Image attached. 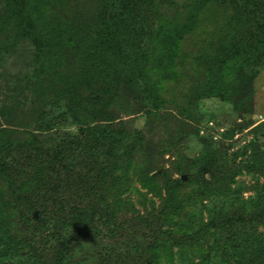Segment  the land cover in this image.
<instances>
[{"label": "trees", "instance_id": "1", "mask_svg": "<svg viewBox=\"0 0 264 264\" xmlns=\"http://www.w3.org/2000/svg\"><path fill=\"white\" fill-rule=\"evenodd\" d=\"M93 1L102 0H84L91 3V13L93 9L96 12V15L91 14L93 18L87 21L84 19L87 15L79 7L73 12L65 13L68 4L64 5V0H0V26L2 29L12 27L13 31L10 46L18 45V40H26L33 48L35 65L39 64V59L48 61L50 58L51 62L55 61L54 52L68 53L69 56H75V60L79 62L80 74L78 84L74 82L72 85L75 88L74 93H69L68 89L62 91L68 104L67 109L59 111L57 124L50 121L51 115L45 111H42L41 119L38 120L30 119L28 114L9 116L6 110H1V116L7 115L16 121V124L14 121L7 122L12 126L0 131V175L15 198L19 195L18 189L21 186H16L19 180L17 181L14 175V169L19 165L30 166L34 175L36 174L33 178V193L48 190L49 194H52V185L48 182L46 184L42 178V170L49 167L50 160L57 157L62 171L69 173L72 179L76 180L80 175L85 180L84 183L94 181L96 187H100L98 183L109 177L113 183L118 184L117 177L112 176L119 169L122 159L129 161L130 153L135 151V145H139L138 139L142 141L143 138L137 133L139 131H136L135 145L125 144L131 136L122 129H116L113 124L115 118L99 119L104 114V105L112 104L116 98L128 101H137L140 98V101L136 102L137 105L146 107L149 104L145 111L146 116L153 119L161 113V84L163 81L174 79V68L177 58L180 57L182 38L203 27L202 23L200 24L203 17L210 22L212 28L206 47H210L214 56L207 62L208 82L199 103L205 99H216L244 112L251 110L253 81L259 70L264 67V0H183L185 19L181 22L174 20L173 24L165 27L160 23L159 11L164 5L162 0H114L111 6L104 8L95 6ZM58 10L61 16L56 19L50 13ZM142 10L157 15L158 18L153 39L159 43L161 54L156 57L151 70L146 69L148 52L142 48L132 49L126 44L128 40L137 38L140 33L138 22ZM201 56L198 55L196 60ZM120 57L123 58V65L116 62ZM155 74L157 76H153ZM40 76L41 70L34 69L31 75L34 83L38 82ZM78 85L90 93V97L85 100L92 111H86V116L90 119L91 115H96L93 116L96 120L92 122H84L79 114H73L70 109L77 96ZM18 91L17 95L27 102L29 86L23 82ZM10 97L6 96L7 99ZM57 99L60 100L56 98L53 103L58 107ZM40 101H43L42 97L35 100L38 103ZM45 105L49 106L50 103ZM69 113H72L71 116ZM47 116L49 121L45 120ZM31 120H35L37 126L30 131H22V125ZM73 126L75 127L72 128ZM196 127L190 130L187 136H198L200 128ZM233 135V129L222 134V139L217 141V149L212 146L211 138L210 144L202 141V149L194 156L192 163L188 168L179 164V171L187 173L191 169L196 170L195 173L202 175L203 182L210 181V178L206 180L205 177L213 174L214 161L218 162L221 153L228 151L224 148V143ZM262 135L263 129L258 137ZM181 140L171 143L178 147L183 142ZM241 154L247 157L246 162H250V165L238 166L234 159L230 162L222 160L226 165L224 173L222 172V181H226V184L223 183L224 188L218 189L211 181L204 184L205 186H196L191 194L201 205L192 212L191 222L195 223V217L203 213H206L210 220L205 222L202 217L199 218L202 229L186 241L199 240L207 235L212 240V244H209L211 247L206 251L207 256L204 255L197 264H264V232L258 230L259 226L264 228V185H259L256 181L248 187L254 194L247 199L242 195V190L247 188H232L234 177L244 169L250 172L259 167L257 171L264 173V151L256 140H252L243 148ZM216 156H219L217 160ZM104 159L109 162L108 165ZM100 160H103L102 164L98 163ZM79 168L81 169L77 172ZM83 170L85 174L81 173ZM255 175L258 174H254V178ZM153 178H146L147 186L148 180L154 182ZM171 179L167 175L164 177L165 199L173 211L181 213L183 206H180L175 191L184 180L182 176L176 182L170 181ZM22 183L30 185L32 182ZM56 187L60 189L58 184ZM95 188H86L84 192L90 200L101 196ZM223 189L224 191H220ZM53 191L56 192L54 187ZM5 201L0 194V264H139L143 261L155 264L158 259V253L155 251L151 252L149 259L144 260L134 252L126 251L123 246L116 245L113 249L107 244H92L83 250L77 249L75 253L68 254L73 240L83 236L85 231L100 232L98 224L104 223L102 225L107 233L112 231L107 227L109 214L114 215L106 210V206L102 207L103 210H100L98 205L94 209L89 207L88 213L80 210L82 220L89 221V217L92 229L83 230L80 224L59 221L55 216L48 220L41 213L40 221H36L35 214L30 215L29 219V216L21 219L19 224L23 227V232L19 231L20 235L10 236L9 229H6L1 221L2 209L9 206ZM91 202L96 204L95 201ZM157 233H160L159 227ZM153 234L155 235V231ZM61 238H65V243L59 249H48L47 246H51L55 239ZM160 238L158 234L155 240L160 242Z\"/></svg>", "mask_w": 264, "mask_h": 264}, {"label": "rangeland", "instance_id": "2", "mask_svg": "<svg viewBox=\"0 0 264 264\" xmlns=\"http://www.w3.org/2000/svg\"><path fill=\"white\" fill-rule=\"evenodd\" d=\"M113 1L102 0L93 1V3H96L97 7L104 8L111 6ZM162 1L164 5L159 14L163 27L173 24L174 20L181 22L185 19L183 0ZM66 4L68 5L65 13L73 12L79 7L87 15V18H84L87 21L93 18L91 14L96 15L95 9L91 13L90 2L64 0V5ZM50 14L56 19L61 16L60 10ZM139 18L140 33L137 38L128 40L126 44L132 49L142 48L148 52L146 69L151 70L156 57L158 58V54H161L159 43L153 39L157 31L158 18L157 15H152L146 10L140 12ZM200 24L203 27L182 38L180 57L177 58V65L174 68V79L163 81L161 84V113H158L153 119L146 116L145 111L149 108V104L146 107L137 105L136 102H139L140 98L137 101L116 98L112 104L104 105V114L99 119L115 118L113 124L116 129H122L131 136L125 141V144L135 145L134 132L136 131H139L137 133L143 138L142 141L138 139L139 145H135V151L130 153L129 161L122 159L119 169L112 176L117 177L118 184L113 183L109 177L98 183L100 187H96L94 181H90L89 184L88 182L84 183L85 180L80 175L76 180L72 179L71 175L62 171L61 166L58 165V157L55 160H50V166L42 170L44 172L42 178L46 184L48 182L52 185L50 187L52 194H49L48 190H44L43 193H33L35 187L33 178L36 177V174L34 175L30 166L19 165L14 169L16 171H14V175L17 181L19 180L16 186L21 184L18 189L20 193L16 198L12 196L10 187L4 183V179L0 175V194H2L3 200L9 204L7 208L2 209L1 221L6 229H9L10 236L20 235L23 232V227L21 228L19 222L28 216L29 219L32 214H35L36 221H40L39 218L42 216L48 220L55 216L59 221L76 222L83 230L92 229L89 217V221L82 220L80 210H85L88 213L89 207L94 209L98 205L100 210L106 206V210L113 213L114 216L109 214L110 219L107 227L112 231L107 233L102 225L104 223L98 224L100 232L89 230L87 233L85 231L83 236L73 240L68 254L75 253L77 249L83 250L92 244H107L113 249L116 245L123 246L126 251L134 252L144 260L149 259L150 254L155 251L158 253L155 264H197L204 255L207 256L206 251L211 247L209 244H212L209 235L199 240L186 241L188 237L194 236L199 229H202L203 226L201 227L199 218L202 217L205 222L210 220L209 216L203 213L201 216L195 217V223L191 222L192 212L197 209L196 207L201 206L199 202H196V197L191 194L196 186L209 184L211 181L218 189L225 187L223 183L226 184V181H222L226 167L222 163L223 159L227 162L234 159L238 166L240 164L250 165V162H246L247 157L241 153L252 140H256L264 151V135L258 137L262 129L264 130V67L259 70L258 76L253 81L254 92L251 97V110L244 112L238 107L229 106L216 99H205L199 103L200 96H204L203 90L208 82L209 65L207 62L210 57L214 56L210 47L209 50L206 47L212 31L210 22L203 17ZM12 39V27L2 29L0 26V131L12 126L7 122L14 121L16 124V121L7 115L1 116V110H6L9 116L19 117L28 114L30 119L38 118V120L41 119L42 111H45L46 114L51 115V120H49L57 124L59 120L56 117L59 116V111L67 109L68 104L62 91L65 92L68 89L69 93H74L75 88L72 85L74 82L76 84L79 82V62L75 60V56H69L68 53L54 52L56 59L53 57L55 59L52 61L53 63L50 58L48 61L39 59V64L35 65L33 48L28 42L18 40V45L10 46ZM138 54L141 55V53ZM109 55L116 58L112 54ZM198 55L203 57L196 60ZM120 58L116 59V62L123 65V58ZM36 68L38 71L41 70V76L38 82L34 83L31 75ZM23 82L29 86L26 97L32 100H28V103L24 102L22 96L17 95L18 88ZM77 89L79 92L76 90L77 96L70 106L71 111L73 114H79L84 122L96 120L93 118L96 115H91L90 119L89 116H86V111H92L85 100L90 97V93L81 89L79 85ZM6 96L11 97L7 99ZM39 97H42L43 101L35 102ZM56 98L60 99H57L58 107L53 103ZM47 102L50 103L49 106L45 105ZM71 114L69 113V116ZM45 120L49 121L48 116ZM34 121L31 120L22 125V131H30L34 126H37ZM196 126L200 128L199 135L187 136L190 130L197 128ZM232 129L234 130L233 137L224 143V148L228 151L221 153L222 156L218 162L214 161L213 174L205 177L206 180L210 178V181L205 182L204 180L203 182L202 175L195 173L196 170L191 169L187 173L179 171V164L188 168V165L192 163L194 156L202 149V141L210 144L209 139L211 138L212 146L217 149V141L222 139L221 135ZM178 140H181L182 143L177 147L175 143ZM173 141L174 145L171 143ZM248 153L250 152L248 151ZM107 157L109 156L107 155ZM218 157H215L216 160ZM104 160L108 165L109 162ZM98 163L102 164L103 160ZM80 169H77V172ZM258 169L260 168L255 167L250 172H246L244 169L234 177L235 183H232V188L235 186L247 188L242 190L245 199L254 194L248 187L254 185L256 181L259 185H264V173L258 172ZM162 172L165 174L161 175ZM81 173H84V170ZM254 174H258L255 175L256 178L253 177ZM166 175L168 178H172L170 180L172 182H176L181 176H186V180L175 191L180 206H183L181 213L173 211L165 199L164 177ZM148 177H154V182L148 180L147 186L146 178ZM22 181L32 183L26 185ZM57 184L60 189L56 187ZM53 187L56 190L55 193ZM89 187H96V192L101 196L99 195L98 199L90 200V197H86L84 193ZM220 191H224V189ZM91 201H95L96 204H92ZM41 213L42 216H40ZM158 227L160 233H157ZM258 230L264 232V228L261 226L258 227ZM94 233L95 235H93ZM158 234L161 237L160 242L155 240ZM64 243L65 238L55 239L52 245L47 247L49 250L59 249ZM139 264L147 263L143 261ZM250 264L253 263L250 262Z\"/></svg>", "mask_w": 264, "mask_h": 264}, {"label": "water", "instance_id": "3", "mask_svg": "<svg viewBox=\"0 0 264 264\" xmlns=\"http://www.w3.org/2000/svg\"><path fill=\"white\" fill-rule=\"evenodd\" d=\"M182 179L185 181L186 180V176H182Z\"/></svg>", "mask_w": 264, "mask_h": 264}]
</instances>
